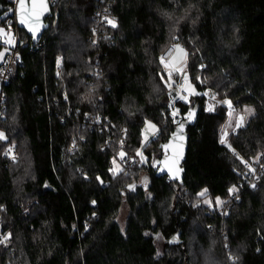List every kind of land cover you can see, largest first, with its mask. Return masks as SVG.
<instances>
[{"label":"trees","instance_id":"obj_1","mask_svg":"<svg viewBox=\"0 0 264 264\" xmlns=\"http://www.w3.org/2000/svg\"><path fill=\"white\" fill-rule=\"evenodd\" d=\"M9 9L0 0V26ZM104 9L117 27L95 22ZM52 10L41 47L18 28L19 62L0 85V264H264V0H55ZM171 44L187 54L194 93L253 109L229 142L258 181L220 142L227 109L208 113L199 95L182 107L184 119L199 106L182 183L157 176L180 125L164 78L177 74L160 60ZM150 121L159 131L144 144ZM10 149L20 160H2Z\"/></svg>","mask_w":264,"mask_h":264},{"label":"built area","instance_id":"obj_2","mask_svg":"<svg viewBox=\"0 0 264 264\" xmlns=\"http://www.w3.org/2000/svg\"><path fill=\"white\" fill-rule=\"evenodd\" d=\"M14 2V9L10 12V15L12 14L14 19H9L8 26L12 29L7 32L8 35L14 34V42L12 45H8L4 42V40L7 38L5 35L0 36V51L3 52V56L0 60V85L1 86H9L11 83L12 78V71L13 67L19 62V53H18V47L20 45V38H19V29L16 27V12L15 9L17 7V0H13ZM51 4H54L55 0H50ZM40 44V43H39ZM38 44V45H39ZM174 45L177 44H171L168 49L161 55L163 57L164 62L162 63L167 71L169 72H175L177 74V78L173 80L172 88L169 90L167 96L169 97L168 101V117L172 121L173 124L179 125L183 119L182 115V107L189 104L192 100V97L194 95H199L205 98L206 100V111L208 113H215L218 107L223 106L227 109V114L232 113L235 110V105L232 104V107L229 108L226 103L219 102L221 100L218 99L217 95L214 93V91H211L210 89L200 92V93H194V91L191 90L192 87V77L190 74L184 69L181 68H174V66L171 64V59L176 54L177 48L174 47ZM41 47V44L39 45ZM160 57V60H161ZM174 75H172L173 77ZM207 93V95H205ZM181 97H184V99H181ZM228 101V100H227ZM230 101V100H229ZM212 103L213 106H210L209 104ZM175 110H179V114L173 117L172 113ZM237 131V130H236ZM235 132V131H234ZM225 134H223V137ZM225 143L227 147L229 145L231 146L229 142V138L227 136L224 137ZM232 155L234 158L240 161V163L244 166L246 171L250 172V174H253L255 181L259 180L260 175L257 172V168L255 165L249 163L238 151H236L233 147H229ZM234 150V151H233ZM2 160H6L10 163H15L19 160V154L16 150L10 149L7 153H5L2 156ZM136 161H130L129 164H134ZM261 170V169H260ZM1 239V237H0Z\"/></svg>","mask_w":264,"mask_h":264},{"label":"water","instance_id":"obj_3","mask_svg":"<svg viewBox=\"0 0 264 264\" xmlns=\"http://www.w3.org/2000/svg\"><path fill=\"white\" fill-rule=\"evenodd\" d=\"M47 5V10L43 11L40 15V26L36 32L35 38L28 29L20 25L18 22V14L16 13L17 26L20 30L25 31L32 39V43L38 44L41 42L44 33L50 28V22H47L48 19L56 16L52 10V4L50 0H45ZM31 6V0H29V7ZM18 8V3L17 7ZM199 106L195 108V112L192 113L191 117L188 115L185 116L182 122L184 127L182 130H179V127L171 135L166 145L168 147L165 149L167 156L160 164V167L157 172V176H167L170 177L173 181H178L182 183V164L186 159L187 150H188V136L186 134L188 125L194 124ZM167 158V162H165ZM171 169V170H170ZM181 232L176 233V235L170 240L171 245L179 244Z\"/></svg>","mask_w":264,"mask_h":264},{"label":"rangeland","instance_id":"obj_4","mask_svg":"<svg viewBox=\"0 0 264 264\" xmlns=\"http://www.w3.org/2000/svg\"><path fill=\"white\" fill-rule=\"evenodd\" d=\"M108 14H109V12L107 10H105V9L104 10H100L99 12L96 13L95 22L98 20V24H99V22H101L103 19L110 18L109 20H113L116 23V19L113 18V16L110 14L112 16V18H113V19H111V16H109ZM10 27L8 26V21L6 22V24H2L0 26L1 29H5L7 32L12 30ZM95 27H96V24H95ZM97 34H98V31H97V29H95L93 37H92V41L94 42V44L98 40ZM19 38H20V35H19ZM186 60H187V54L185 53V51L181 52V51L177 50L176 54L171 59V64L173 66H175L176 68H181L186 63ZM183 69H184V71L186 70L185 67ZM165 76L166 77H164V78H165L166 84L168 85V87H171L172 84H173L174 78L171 76V78L169 79V75L168 76L165 75ZM217 97H218L219 100H221L219 102H222V103H224L227 100L228 101L230 100V99H227V98L226 99H221V97L218 94H217ZM230 101L233 103L232 100H230ZM209 105L213 106L212 103H210ZM233 105H235V104L233 103ZM247 108H249V107L238 109V107L235 105V110L231 113V115L228 117L226 123L222 126L221 133H224L225 136H227L229 138L232 135V133H234V131H236V130L238 131V130L244 128L246 126V124L248 123L249 119H250L249 117H251L252 114H253V111H252V114H250V115L246 114L245 109H247ZM241 116L244 117V120L240 123V126L237 127V123L239 122V119H240ZM149 123L151 125H155V124L151 123V121L146 124V126L144 128V131H143V133H144V136H143L144 144H147L151 139L156 137L157 134H158V131H159V129H158V127L156 125H155V129L149 127ZM119 158L122 159L123 157H121V155H120ZM19 160H20V154H19ZM118 162L119 161H115L114 164H113L117 171L120 170V165H118L119 164ZM141 181H142L143 185H146V181L145 180L142 179ZM203 204H206V205L210 204L209 200L208 199L205 200L203 202ZM128 214H129L128 210L126 208H124V209H122V211H121V213L119 215V218H118V222H119V224H120V226H121V228L123 230L126 227V220H127Z\"/></svg>","mask_w":264,"mask_h":264},{"label":"snow or ice","instance_id":"obj_5","mask_svg":"<svg viewBox=\"0 0 264 264\" xmlns=\"http://www.w3.org/2000/svg\"><path fill=\"white\" fill-rule=\"evenodd\" d=\"M17 3H18V8L15 9V12L18 14L19 24L25 26L28 29V31L32 33L33 38H35L36 32L40 26V15L43 11L47 10V5L45 3V0H31V6L30 7H29V0H17ZM9 11H13V10L9 9ZM107 22L109 24H111V26L113 28L117 27V24L113 20H107ZM0 35H5L7 37L4 40V42L6 44H8V45L13 44L14 34L8 35L7 31L5 29H0ZM174 47L177 48L179 51L183 52V49H180L179 45H174ZM0 55H2V54H0ZM161 62L162 63L164 62L163 57H161ZM170 78H171V74H169V79ZM205 95H207V93H205ZM181 99H184V97H181ZM224 103H226L229 108L232 107L231 101H225ZM252 111L253 110L251 108L245 109L246 114H249V115L252 114ZM178 114H179V110H175L172 113L173 117H175ZM191 115H192V112L190 110L188 113V116L191 117ZM229 115H231V113H229ZM243 120H244V117L241 116L239 119V122L237 123V127L240 126V123ZM149 127L155 129V125H151L150 123H149ZM183 127H184L183 123H180L179 130H182ZM0 138H3V133H0ZM220 142L222 144H224L226 142L223 136L221 137ZM163 147L166 149L168 147V145H164ZM229 147H231V146L229 145ZM124 155H125L124 153H121V157H123ZM165 162H167V158H166ZM252 187H255V185H252ZM235 190L236 189L234 187L229 188V193H233ZM203 194L204 193H200V195H203ZM216 203L217 204L221 203L219 198H217ZM93 204H95V201H93Z\"/></svg>","mask_w":264,"mask_h":264},{"label":"crops","instance_id":"obj_6","mask_svg":"<svg viewBox=\"0 0 264 264\" xmlns=\"http://www.w3.org/2000/svg\"><path fill=\"white\" fill-rule=\"evenodd\" d=\"M0 29H1V28H0ZM0 36H1V35H0ZM0 54H2V55H0V60H1V58H2V56H3V52L0 51Z\"/></svg>","mask_w":264,"mask_h":264}]
</instances>
